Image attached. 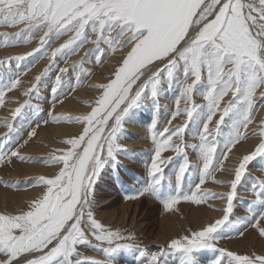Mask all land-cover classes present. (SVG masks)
<instances>
[{"label":"rangeland","instance_id":"rangeland-1","mask_svg":"<svg viewBox=\"0 0 264 264\" xmlns=\"http://www.w3.org/2000/svg\"><path fill=\"white\" fill-rule=\"evenodd\" d=\"M156 1L0 0V264H207L208 247L212 264H264V0H227L184 44L206 0ZM257 132L224 194L211 188ZM141 196L155 201L135 213Z\"/></svg>","mask_w":264,"mask_h":264},{"label":"bare ground","instance_id":"bare-ground-1","mask_svg":"<svg viewBox=\"0 0 264 264\" xmlns=\"http://www.w3.org/2000/svg\"><path fill=\"white\" fill-rule=\"evenodd\" d=\"M137 1V0H136ZM205 1V0H204ZM203 1V2H204ZM227 0H206L203 5L200 4L201 6L198 8V14L191 18L192 19V23L190 26V30H189V33L187 34V37L184 39L183 41V44L188 40H191L194 36L197 35L198 32L201 31L202 27L206 26L207 23L213 18L215 17L219 11L222 9V6L225 4ZM149 3H152V4H155L157 1L156 0H148ZM134 4V3H133ZM137 10V9H135ZM131 11V10H130ZM138 11V10H137ZM195 11V12H196ZM128 12V11H127ZM136 12V11H135ZM72 14V13H71ZM131 16V15H130ZM133 20V18H132ZM191 21V20H190ZM261 26V25H260ZM54 31V30H53ZM52 32V31H51ZM188 32V31H187ZM1 34V33H0ZM76 44V43H75ZM181 44V46L183 45ZM129 50V49H128ZM127 51V50H126ZM120 52V51H119ZM127 54V53H126ZM123 55V54H122ZM125 55V54H124ZM176 55V53H174L172 56H170V59L171 57L174 58V56ZM121 58V57H120ZM169 58V57H168ZM118 56L117 54H115L114 56H111L107 62L105 64L102 65L101 69H100V75L104 77V79H107V78H110L108 75H110L111 71L114 70L116 64H117V60H118ZM157 61V60H156ZM164 63V60L163 61H158V62H155L151 65V67L149 68H146L147 70L145 71V75L144 77L142 78L143 79H146L150 74L152 75L153 72H155L157 70L158 67H160L162 64ZM43 64V62L41 63ZM39 66V65H38ZM41 67V65L39 66ZM38 67V68H39ZM32 71V70H31ZM37 71V70H36ZM33 72V71H32ZM34 74V73H33ZM154 74V73H153ZM25 76V75H24ZM29 76V75H28ZM31 76V75H30ZM29 76V77H30ZM28 77V78H29ZM150 77V76H149ZM25 79L27 78L26 76L24 77ZM33 78V77H31ZM30 79V78H29ZM25 81V80H24ZM30 82V81H29ZM28 83V82H26ZM27 85V84H26ZM25 85V86H26ZM140 86V84L138 85ZM27 88V87H26ZM87 89H83L81 91H78V95H77V99L81 96H85L88 94V92H86ZM178 90V89H177ZM11 97V96H9ZM8 97V98H9ZM11 101V100H10ZM8 102V101H7ZM75 99H68L66 101V104L64 105V107H67V108H73L72 106L74 105L75 103ZM15 103V102H13ZM9 105H11V103H8ZM9 105L7 107H9ZM12 106V105H11ZM125 107V106H124ZM31 110V109H30ZM5 111V109H4ZM118 111V110H117ZM264 111V110H263ZM150 113L151 111H149L148 115L147 113L146 114H140L139 115H136L135 118L137 119V123H138V126H136V124H131V127L134 128L135 130H137V133L140 132L141 134L142 133H145L148 131L147 127L149 125V122L151 118H149L150 116ZM262 113V112H261ZM258 117V116H257ZM261 117V115L259 116ZM155 120V118H154ZM260 121V120H259ZM174 122V120L172 121ZM175 123H179V120H176L174 123H172L173 125ZM112 126V125H111ZM6 129V128H5ZM65 127H63L61 124L60 125H57V127L54 128V131L57 132V133H60L62 131H65ZM50 132H51V129H47V128H42L41 129V132L39 133V136L37 137L39 139V142H42V140H45L46 137H50ZM17 136V135H16ZM129 143V146H134L135 148L138 146V147H144L147 145V142L145 140H141V139H138V140H135V139H131L129 141H127ZM260 142V133H254L252 135H250L245 141H243L239 146H237L234 150V155L235 156H230L223 168L222 171H220V173L217 175V176H214L216 177L214 182H211L210 184V187L213 188L215 191L217 192H221L222 194H224L223 192H225V188H227V185L229 184V181L233 178L234 176V169L235 167H237L239 161L245 156V155H248L250 153H252V150L255 148V146ZM31 146V145H30ZM33 147V146H32ZM28 150H31L29 147L27 148ZM33 151L37 150L35 147L32 149ZM124 158V157H123ZM125 161L129 162L130 164H132V162L127 159V158H124ZM33 165V164H32ZM26 165L24 167V172L26 174L28 173H33L35 172L36 170L35 169H39L41 168L40 166L38 167L37 165ZM141 165V164H140ZM179 165V163H178ZM194 168L197 167V164L195 163L194 164ZM52 166V165H51ZM139 168H142V165L141 167L138 166ZM177 167V166H176ZM19 169V168H17ZM43 169V168H42ZM42 169H39L38 171H41ZM190 171V170H189ZM251 171H256L255 169H252ZM23 173V172H22ZM25 174V175H26ZM195 174V173H194ZM192 177V175H191ZM194 181V180H193ZM172 185V184H171ZM247 187V186H246ZM248 188V187H247ZM247 188H244L242 187L241 189V194H243ZM41 194L42 193V188L40 186H35L33 189H31V191L27 192V196L28 197H31L33 198L35 195L37 194ZM38 194V195H39ZM246 196V195H245ZM37 197V196H35ZM144 198H147L150 202H154L155 200L152 199V198H148V196L146 197H139L137 199H135L136 201V205H134V210H135V213L136 211L138 210V207L140 205L139 201L140 199H144ZM123 200V199H122ZM124 202H128L126 200H123ZM131 201V200H130ZM129 201V203H130ZM142 201V200H141ZM226 201H227V198H223V199H220V200H217V201H213L210 203V205H206V209H197V210H201L200 211V214H205L206 217L202 223V226H206L208 223L211 224V222L217 218V217H221L223 216L224 212H225V204H226ZM109 202L106 201L105 203ZM134 202V201H133ZM103 203V204H105ZM142 203V202H141ZM186 207V208H185ZM185 207H183V209H194V207L189 203L188 205H186ZM124 208V212H126V214L128 213V210L131 209V205H126L124 204L123 206ZM222 208V209H221ZM78 211V210H77ZM168 211V213L170 212L169 210H166ZM195 212V209L193 210ZM197 214V213H196ZM166 217L164 218V220H167V221H170L172 222V218L171 216H168L167 212H166ZM168 218V219H167ZM176 218V217H175ZM247 223V222H246ZM231 240H235V239H231ZM229 240V241H231ZM238 245V244H237Z\"/></svg>","mask_w":264,"mask_h":264},{"label":"crops","instance_id":"crops-1","mask_svg":"<svg viewBox=\"0 0 264 264\" xmlns=\"http://www.w3.org/2000/svg\"><path fill=\"white\" fill-rule=\"evenodd\" d=\"M124 154H126V152H124ZM206 251H208V252H210V254L207 256V264H212V263H214L217 259V256L219 255V252H220V250H218V252H217V254H216V257H214V254L216 253V249L215 248H212V247H208V249H206ZM197 253V252H196ZM198 253H200L199 251H198ZM194 255H195V253H194ZM208 258H209V260H208ZM195 262H196V260H195ZM195 262L194 263H191V264H195ZM174 263H176V262H174ZM219 263H221V262H218V264ZM178 264H180V263H178ZM185 264V263H184Z\"/></svg>","mask_w":264,"mask_h":264}]
</instances>
